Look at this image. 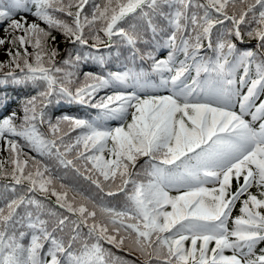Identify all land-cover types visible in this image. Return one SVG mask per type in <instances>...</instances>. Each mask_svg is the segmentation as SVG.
Segmentation results:
<instances>
[{
    "label": "snow or ice",
    "instance_id": "snow-or-ice-1",
    "mask_svg": "<svg viewBox=\"0 0 264 264\" xmlns=\"http://www.w3.org/2000/svg\"><path fill=\"white\" fill-rule=\"evenodd\" d=\"M0 23V86L35 93L0 115V264H121L104 244L140 264H264V0H0ZM54 32L78 54L57 60ZM89 60L73 90L65 69ZM54 99L95 114L53 123Z\"/></svg>",
    "mask_w": 264,
    "mask_h": 264
},
{
    "label": "trees",
    "instance_id": "trees-1",
    "mask_svg": "<svg viewBox=\"0 0 264 264\" xmlns=\"http://www.w3.org/2000/svg\"><path fill=\"white\" fill-rule=\"evenodd\" d=\"M90 2H92V0H90ZM95 3H102L104 2V0H94ZM73 11H75V8L72 9ZM90 11V9L88 10ZM21 15H27L29 17H32L30 15H28L27 13H20L17 15V18H19ZM34 18V17H32ZM35 19V18H34ZM65 19H68L65 17ZM41 27H46V25H44L42 22L40 24ZM6 27L5 24L0 23V28L1 30L4 32V28ZM54 35L57 36V39L59 41V48H60V52H61V56L57 57V60H60L61 57H63L64 59L68 58V53H72L73 56H75L76 53L74 51L73 46L70 43H67L63 36L58 33V32H54ZM18 35V33H17ZM235 43L238 44V46L241 48V50H256L253 46L257 43V41L255 40H249L247 36H245L243 41H234ZM91 43V41L89 42ZM205 47L207 46V41L204 42ZM79 47V46H77ZM101 47V52L106 56L109 57L110 53L108 52L107 48L103 45L100 46ZM10 48L14 51H16L15 47H12L10 45ZM21 51H23V49H21ZM32 49L29 48V52H31ZM83 51L86 53L88 51H91L90 48L85 47L83 49ZM161 51H163L165 53L166 56V49H162ZM97 55H99V53H97ZM163 58V57H162ZM5 65H7V61L4 62ZM111 68L113 69H120L121 65L120 64H114L111 65ZM9 69L7 67H5L4 69L0 70V75L3 74V72L8 71ZM68 72H72L73 76H72V80H73V84L69 85V87H71L73 90L75 89L77 85L76 81H77V77H79V81L82 82L83 81V75L82 73L84 71H96L99 72L100 71V67L97 65L96 62L94 61H81V63L75 67H67L65 69ZM254 71V69H253ZM29 94H35L31 88H23V87H19L16 85H12V84H8V85H4V86H0V101H3L2 104H0V115H6L8 113H10L12 110L16 109L19 105L20 100L27 98V96ZM106 92H101L100 95H105ZM55 111L57 114V117H62L64 115L70 116V117H80V118H87L90 115H94L95 114V110H85V108L77 103H70L68 101H55L54 99V103L49 106L46 109L47 112V119H51L53 123L56 122V118L52 117V112ZM47 119L45 121V123L43 125L39 124V121H37V126L38 129L42 132V133H47L49 138H50V133H48V123H47ZM129 121L131 119V117H128ZM120 122L119 121H108L106 124V127H116L119 126ZM61 128L64 131H68L73 137H75V135L77 134V132L79 130H77V132H71L70 128L68 127L67 124H63L61 125ZM21 143H23V141H21ZM25 153L27 154V156L29 157H35L37 154L35 152H32L31 150L25 148ZM2 157H0V164L5 165L6 167L10 168V165L8 164V157H9V153L3 149L2 147ZM107 155V154H105ZM63 171V170H61ZM11 179L10 177H5L2 174H0V206L3 205L4 200L6 198L12 197L13 196V192H12V188L9 187H5L6 185H11ZM235 184V182H234ZM83 187H85L87 189V183L84 182V184L82 185ZM250 191L252 192H256L257 189L252 188L250 189ZM90 195L92 196H97V191L96 190H91L89 192ZM71 195V194H70ZM103 199V202L105 204H108L109 202L111 203L112 206L116 207L120 205V200L118 198H114V197H107L106 194H101V197H98ZM245 197H242V199ZM54 200V198H52ZM239 207H240V202H237L236 206L233 209L232 212V217L234 218L235 216L239 215ZM231 226V224L229 223V227ZM104 247L106 249H109L112 254L114 255V257L118 258L119 261L121 262V264H140L141 258L138 256L137 253H133V252H129L127 249H117L115 247H113L112 245H108V244H104ZM260 248H264V243L258 245L257 247V252L259 251ZM226 255H230L231 253L226 251L225 253Z\"/></svg>",
    "mask_w": 264,
    "mask_h": 264
},
{
    "label": "rangeland",
    "instance_id": "rangeland-1",
    "mask_svg": "<svg viewBox=\"0 0 264 264\" xmlns=\"http://www.w3.org/2000/svg\"><path fill=\"white\" fill-rule=\"evenodd\" d=\"M21 16H26L27 17V20H28V22L29 23H32L33 21H34V18H32V17H29V16H27V15H21ZM20 16V17H21ZM20 17L19 18H17V19H20ZM4 35H5V32H3L2 30H1V28H0V38H3L4 37ZM18 35H20V33H18ZM7 47H9L10 48V45H8ZM3 48H4V46H0V62H5V61H9L10 60V57L8 56V54L5 52V51H3ZM11 51L12 52H15L14 50H12L11 49ZM28 51H29V49H28ZM2 141H0V145H2ZM2 154H3V152H2V147H0V157H2Z\"/></svg>",
    "mask_w": 264,
    "mask_h": 264
}]
</instances>
